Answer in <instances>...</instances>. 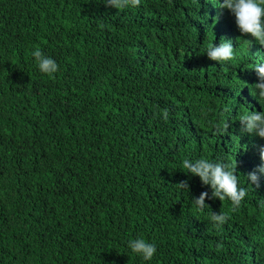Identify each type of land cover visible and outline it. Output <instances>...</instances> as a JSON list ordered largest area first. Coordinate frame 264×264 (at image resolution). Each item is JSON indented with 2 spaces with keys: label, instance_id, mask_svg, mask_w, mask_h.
I'll list each match as a JSON object with an SVG mask.
<instances>
[{
  "label": "trees",
  "instance_id": "1",
  "mask_svg": "<svg viewBox=\"0 0 264 264\" xmlns=\"http://www.w3.org/2000/svg\"><path fill=\"white\" fill-rule=\"evenodd\" d=\"M219 3L0 0V264H264V238H244L264 231V185L242 178L264 139L215 132L259 96L264 53ZM224 40L233 58L210 60ZM200 158L236 167L238 208L194 205L212 190L182 164Z\"/></svg>",
  "mask_w": 264,
  "mask_h": 264
},
{
  "label": "clouds",
  "instance_id": "2",
  "mask_svg": "<svg viewBox=\"0 0 264 264\" xmlns=\"http://www.w3.org/2000/svg\"><path fill=\"white\" fill-rule=\"evenodd\" d=\"M140 4V0H105L106 7L116 9H124L129 5L135 7ZM218 15L223 10H227L235 17V24L241 33V36H250V39L255 41L259 49L264 53V0H223L219 3ZM234 49L231 41H223L219 45L210 46L207 49L206 55L212 61H229L233 58ZM32 56L37 62V66L42 73L52 75L58 71V65L49 57H46L39 48L32 52ZM255 65L252 73L255 79L259 82L252 85V88L259 89V96L253 90L252 95L245 100L250 103L248 112H244L238 117L225 121L222 126L215 132H238L242 135L254 134L261 139H264V104L261 99H264V55L256 58L253 62ZM236 108V107H235ZM165 119L168 117V112H163ZM217 162V163H214ZM221 161H209L205 158H200L195 161L188 159L183 160V168L191 173L192 176L199 177L203 185L210 186L211 197L208 192H202L198 199H193L194 205L202 210L205 205L206 198L225 199L231 202L233 210L238 208L247 195L246 189L238 187V177L235 174L236 167L227 166ZM244 181L250 183L253 187L260 184L264 185V148L260 149V158L254 157L253 160L242 171ZM176 186L180 189H189L187 181H182ZM208 207V206H207ZM210 219L214 225H222L226 222V215L223 213H211ZM258 234L260 238H264V231L258 221L254 231L246 235L244 238H251L252 235ZM128 247L132 253H135L145 261H150L156 253V246L153 243L147 242L144 238L130 239Z\"/></svg>",
  "mask_w": 264,
  "mask_h": 264
}]
</instances>
